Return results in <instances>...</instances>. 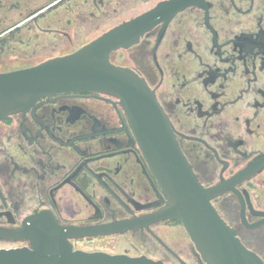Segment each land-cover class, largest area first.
Instances as JSON below:
<instances>
[{
	"label": "flooded vegetation",
	"instance_id": "flooded-vegetation-1",
	"mask_svg": "<svg viewBox=\"0 0 264 264\" xmlns=\"http://www.w3.org/2000/svg\"><path fill=\"white\" fill-rule=\"evenodd\" d=\"M139 19L138 40L110 62L145 81L198 183L217 190L212 206L264 262V0H0V73L70 56ZM167 201L115 95L58 93L0 122V232L42 212L64 227L118 225ZM70 242L201 264L178 220ZM25 247L0 238V250Z\"/></svg>",
	"mask_w": 264,
	"mask_h": 264
},
{
	"label": "water",
	"instance_id": "water-1",
	"mask_svg": "<svg viewBox=\"0 0 264 264\" xmlns=\"http://www.w3.org/2000/svg\"><path fill=\"white\" fill-rule=\"evenodd\" d=\"M139 19L105 35L67 57L0 73V122L26 112L41 98L68 92L115 95L129 118L152 174L167 198L156 213L118 225L99 228L61 226L52 214L29 218L22 229L0 232V238L23 240L30 247L0 250V264H163L146 257L74 250L71 239L123 232L165 220H178L199 252L201 264H264L243 246L211 204L216 189H204L175 139L171 124L144 80L109 60L112 51L138 40L146 27ZM138 27V35L131 30ZM138 29V30H139ZM125 34H132L126 36Z\"/></svg>",
	"mask_w": 264,
	"mask_h": 264
}]
</instances>
